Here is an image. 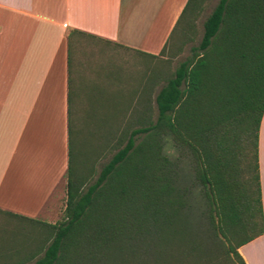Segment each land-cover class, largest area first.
<instances>
[{"label":"trees","instance_id":"1","mask_svg":"<svg viewBox=\"0 0 264 264\" xmlns=\"http://www.w3.org/2000/svg\"><path fill=\"white\" fill-rule=\"evenodd\" d=\"M208 1H187L158 55H134L142 70L129 106L113 116L104 146L77 163L69 113L63 215L55 224L34 221L42 229L21 258L36 259L33 264H244L238 249L264 231L258 173L264 0H219L202 23L198 45L171 71L194 42ZM87 70L95 77L99 65ZM87 95L77 100L79 133L104 101L100 93L94 100ZM167 144L189 159L196 194L181 182ZM107 152L110 159L96 172V160Z\"/></svg>","mask_w":264,"mask_h":264},{"label":"crops","instance_id":"2","mask_svg":"<svg viewBox=\"0 0 264 264\" xmlns=\"http://www.w3.org/2000/svg\"><path fill=\"white\" fill-rule=\"evenodd\" d=\"M187 1L0 0V213L56 223L69 113L86 98L87 69L101 63L104 47L105 55H158ZM258 171L264 226V113ZM238 253L244 264H264V231Z\"/></svg>","mask_w":264,"mask_h":264},{"label":"rangeland","instance_id":"3","mask_svg":"<svg viewBox=\"0 0 264 264\" xmlns=\"http://www.w3.org/2000/svg\"><path fill=\"white\" fill-rule=\"evenodd\" d=\"M218 1L219 0H209L207 2L201 16L196 22L194 42L185 45L182 53L172 61L170 66L171 71H174L176 66L190 55L191 47L198 45L202 34V23L211 13ZM105 48L106 47H104V50ZM91 54L93 55V52ZM100 59L101 63L99 61L100 64H98L99 74L92 77L90 82L84 84L88 99L94 100L95 94L97 93L99 95L100 93L104 100L102 105H96V108H98L96 115L99 116L94 118L93 115L95 114L88 116L87 123L84 126L82 133H79L75 118L76 108L73 109L72 154L73 161L76 163L81 161L80 159L83 153H88L89 155V152L93 149H98L104 146L106 143V131L114 129V127L110 125L112 118H114L113 116H115L116 113L121 112V110L126 109L129 106L130 95L134 89L135 83L138 81V71L142 70L140 65L142 60L140 61L139 58H136L130 52H115V50H112L108 51L105 55L104 51ZM102 65L103 67L101 68ZM95 78L96 81L94 80ZM101 79L103 84H101ZM155 112L156 111L153 108V113ZM102 116L103 118H100ZM108 117L109 119H107ZM103 132L106 133L104 134ZM80 147L82 150L81 153H79ZM166 150L171 159L177 161L181 182L196 194L198 189L192 184V170L190 168L189 159L180 155L172 146H170V144H167ZM110 157L111 154H108L107 152L102 158L96 160V172L99 171L100 166L105 164ZM64 199L66 200V197ZM197 199V197H193L192 200L197 203ZM62 203L65 205L64 200ZM198 205L199 202L197 206ZM199 210H201V208H199ZM62 215V210L58 212V217L55 213V219L53 218L52 222H59ZM201 219L203 220L202 216L199 215V224H201ZM41 229L42 228H38V224L35 222L25 221L8 214L0 213V264H33L36 259L25 260L21 258V256L32 243L34 238L37 237L39 234L38 232ZM221 264L236 263L225 261Z\"/></svg>","mask_w":264,"mask_h":264}]
</instances>
